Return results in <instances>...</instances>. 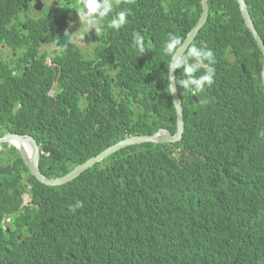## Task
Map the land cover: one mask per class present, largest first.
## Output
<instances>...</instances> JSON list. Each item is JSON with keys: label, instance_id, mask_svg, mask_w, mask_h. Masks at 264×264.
I'll use <instances>...</instances> for the list:
<instances>
[{"label": "trees", "instance_id": "trees-1", "mask_svg": "<svg viewBox=\"0 0 264 264\" xmlns=\"http://www.w3.org/2000/svg\"><path fill=\"white\" fill-rule=\"evenodd\" d=\"M141 2L152 16L140 10L136 1L127 7V24L113 37L129 41L140 35L150 45L141 57L135 54L131 64L122 63L123 59L119 62L120 77L115 80L118 100L112 95L98 98L81 79L78 87L88 93L85 121L53 127L45 124L44 115L41 118L34 106L20 110L28 116L13 123L12 130L26 126L23 131L32 130L44 150L51 135H60L65 142L85 138L82 158H73L71 146L65 143L60 158L64 166H59L58 174L46 176L64 175L126 136L151 135L159 126L170 128L168 123L174 132L175 110L168 86L171 55L165 54L172 29L163 20L166 15L160 0ZM181 3L200 14V0ZM23 4L27 5V0H0V41ZM218 6V0H210L208 48L196 44L201 52H213V83L193 95L180 86L188 77L183 66L178 68L176 81L185 132L181 142L163 146L165 152L173 153L171 156L149 166L142 196L135 201L128 190L139 169L152 159V151L146 154L136 147L111 155L63 186L50 188L35 182L39 207L21 211L18 219L24 221L9 226V233L0 228V264H264L262 55L244 29L232 30L221 41V29L227 22L212 19ZM248 8L264 41V0H250ZM229 22L243 26L240 16ZM53 23L56 26V20ZM33 24L50 33L51 21ZM35 33L27 43L29 48L44 37L41 30ZM120 45L124 49L126 41ZM31 60L26 52L0 50L1 109L12 104V99L18 102L27 98L24 95L46 106L52 78L34 69L33 63L26 75L16 74L21 62ZM188 63L194 64L195 59H188ZM202 74L203 69L194 76ZM132 98L139 105L137 110L132 109ZM75 109L77 103L72 105ZM153 113V118H144ZM7 120L0 111V128ZM46 154L53 156L50 150ZM65 157L70 159L68 164L63 162ZM45 161L48 165L52 162L47 157ZM39 166H45L43 156ZM6 209L14 212L11 207Z\"/></svg>", "mask_w": 264, "mask_h": 264}, {"label": "clouds", "instance_id": "clouds-1", "mask_svg": "<svg viewBox=\"0 0 264 264\" xmlns=\"http://www.w3.org/2000/svg\"><path fill=\"white\" fill-rule=\"evenodd\" d=\"M136 1H137L138 8L140 10H142L144 13L148 15H151L149 11L147 10V8L142 4L141 0H75L73 7L77 10V16L79 20L84 25H86L89 28V30L90 29L99 30L100 22L104 21L103 18L109 16L110 14L111 21L108 27L114 28L116 29V31H118L128 22L129 11L127 10V7L129 5L134 4ZM27 2H28L27 5L23 4V6L21 7L22 11L14 17V20L7 24L6 27L9 28L8 33L6 34V37L0 41V50L5 51L6 53L14 51L17 54L26 52L29 54V56L40 59L39 60L40 62L45 61V60L49 62H53L54 59L59 58L60 56H58L53 51V49L52 50L49 49L48 44H52L54 42L55 43L54 48L58 51H61L62 46L56 47V43L60 41L63 37H68L70 41L69 34L71 33V29L70 27H68L66 29L67 34H63L62 36H53L54 40H51L53 37L51 39L49 38L45 39L44 37H40L38 44L36 43V41H34V47L29 48V45L27 43L29 39L32 38L36 33L28 37L27 29L29 26L27 25L29 24V25L37 26V25H34L33 22L38 21V20H33L30 18L23 19L22 13L27 12V9L32 8V3H34L33 5L34 10L39 11L40 9L43 8V5H42L43 3L41 2V0H27ZM249 2L250 0H218L219 6L214 11V15L212 19L213 20L219 19L222 22H227L221 29V41H223L230 34L232 30L234 29L243 30L244 29L249 33L252 40L256 43L259 51L261 52L257 42L255 41V36L247 28V24L242 15L243 14L242 9H246L247 13L250 15V11L248 8ZM160 4H161V7L163 6V11L166 15V18H164L163 20L165 24L170 29H172L170 31V34L172 35L170 36V41L167 42L165 46V54L171 55L170 60H169V66H168V77H169V67H171L170 63L172 62L175 54L186 43L187 46L184 52L182 53L180 59L177 60V63L175 65L176 67V70H175L176 90L178 89V85L176 81V72L179 67L183 66L184 74L188 78L181 80L180 86L183 89H186L192 92L193 95H195V93L203 91L206 85H211L213 83V77L215 73V69L214 67H212V65L215 64V59H214L212 50L209 49L207 51L201 52L200 50L197 49V46H196V44H199L198 47L208 48L206 46V40L210 38V33H209V19H210V14H211L210 0H207L206 15H202L201 0H200V14L195 13L193 7L186 8V9L183 8L181 0H160ZM239 16L243 22L244 27L234 22H229L231 18L239 17ZM250 18H251V15H250ZM161 20H162V17H161ZM72 22H74V17L72 18ZM21 25L25 26L26 29L25 30L21 29L20 27ZM36 30H41V29L37 28ZM20 32L23 34L22 36L19 35ZM254 32L260 37L262 43H264L263 39L258 34L255 28V25H254ZM124 40L126 41V47L124 49H122L121 47L120 55L118 56V59L116 60L118 61L117 65H118L119 72H120L119 62L122 59L125 58L126 61H129L131 64V58L134 57L135 54H137L138 57H141L142 56L141 54L145 52L146 50H148L150 46L149 44L146 45L145 38L140 35H136L129 41L126 39ZM69 41L66 45L69 44ZM14 46H16L17 49L11 50L10 48ZM117 52L119 53V49L117 50ZM123 52H126V54H124ZM261 55H262V67L260 70V80H261V85L264 89V86L262 84V78H261V73H262L263 64H264V56L262 52H261ZM11 56L15 57V54L12 53ZM190 58L195 59L194 64L188 63V59ZM205 61H207V65L205 64ZM58 63L59 65L62 66V72L75 71V67L69 62L66 56L62 57V60H59ZM36 68H37V65L35 64L34 69ZM201 69H203V74L198 77L194 76V74L200 71ZM51 70L52 69H50L49 71ZM77 70L80 71L79 68H77ZM85 80H86V83L88 84L89 83L87 82L88 79L85 78ZM116 86H117V83L115 82V87ZM168 86H169V80H168ZM47 93L48 91L46 92L47 101H46L45 107L39 106L37 100L33 96L31 98L29 95H24V96H27V98L20 99L18 100V102L17 100L12 99L11 100L12 104H10L11 109L7 111L9 118L16 123L24 121L27 118L28 114H23L20 112V110L30 109L32 106L38 105L41 109L39 108H36V109L39 110L38 112L41 118L44 115L43 119L45 120V124H49L53 127L61 126L60 123H67L71 125L70 123L75 124L78 120L85 121V114L88 109L87 108V100H88L87 92L85 93V99L82 105L84 108L83 112L75 116L70 115V113H73V110H72V107H69L68 105L64 106L63 104H58V107L55 109L54 112L52 111L50 112L48 109H46V107L49 106L51 99L54 98L53 96L48 98ZM118 93H119V90L117 89V95L116 96L112 95L115 100H118ZM177 94H178V90H177ZM61 96L63 97V99H67V98L72 99L74 98L73 96L78 97L79 95L77 93L69 94L66 92L65 95H61ZM178 98H179V95H178ZM192 98L196 102L195 97L192 96ZM92 101L95 102L94 97L92 98ZM180 101L182 105V100L180 99ZM132 102L134 104V107L132 109L137 110V107L139 105L136 106V102L134 98H132ZM96 106H100V104L97 103ZM182 111H183L184 130H183L181 138L178 141L171 142V143L142 142V143L133 144V145L123 148V149H127L130 147H136L138 151L144 152L146 154L152 151V154L150 155L152 156V159H150L142 168L139 169V173L133 178L132 185L130 189L128 190L129 194L134 198L135 201L138 198H140L143 194L144 179L147 175V170L149 166L156 163L161 158H164L165 156H171L173 154L170 151L165 152L167 145L175 144V143L182 141L183 135L185 132V116H184L183 106H182ZM141 112L143 111L141 110ZM1 113H4V112H1ZM154 116H156L155 113L144 116V118L151 119ZM140 117H141L140 115L137 116V118H140ZM64 119L66 121H64ZM168 124L170 128L166 126H163V127L159 126L158 129L153 134L151 135L146 134V135L152 136L157 133H160L162 137L161 132L163 130H167L170 136H174L175 131H176V118H175V129L173 133L171 132L172 130L171 123H168ZM25 127L26 126H20L19 128L12 130V126H10L8 127L7 130L3 131L2 135H0V138H3L2 141L0 142V169H4V168L9 169V173L3 172L2 174H0V190L2 191L0 192V228L1 227L6 228V233L10 232L9 226H13L16 222L24 221V220L18 219V216L21 211H23L24 209L31 210L33 208L39 207L36 204V199H35V195L38 190L36 183L50 187V188L63 186V185H59V186L45 185L43 183H40L34 176L30 174L25 158L27 160H28V157L31 158L32 150L29 144L25 141V139L22 138V136L32 138L35 141L36 145L38 146V149L40 152V157L38 159V171L40 175L42 176V178L44 179L50 180V179H56V178L62 177L66 175L67 173H69L71 170H73L75 167L84 163L83 162L75 166L72 165L73 167L70 166L72 167V169H70L64 175L60 174V175H55L53 177L46 176L45 175L46 173L58 174L59 166H64L61 164L60 158L62 157L61 150L65 143L71 146L70 150H71V155L73 158H82L84 156L85 149H86L85 148V138H83L79 142H73V141L65 142V140L60 135L55 134V137L51 135L48 137L47 146H46V149L44 150L42 149V145L38 143V139L35 140L36 137L32 130L25 129V131H23ZM146 135H129V136H126L123 140H125L126 138L134 137V136H146ZM121 141H118L117 143ZM117 143H114L110 146H113ZM76 144H81V150L73 151V148L76 147ZM158 145H162V147ZM163 146H166V147H163ZM5 149H7L8 151H11L10 156H7V157L3 156V151ZM48 150L53 152L52 157H51V154H46ZM162 154H163V157H162ZM42 156L44 157V164H45L43 169H41L39 166V162ZM45 157L50 158L52 160L51 164L49 165L46 164ZM105 159H103L102 161L96 164L102 163ZM63 162L65 164H68L70 162V159L68 157H65L63 159ZM55 166L57 167V170L53 169V167ZM80 175L78 177H80ZM30 177L34 178L35 180L31 179ZM6 178H12V179L7 181ZM24 178H26L25 181L23 180ZM113 182H114V179L110 181L109 185L112 184ZM79 206H80L79 204L76 205V207H79ZM6 207H11L14 210V212H10V213L7 212ZM17 237L20 239L21 234H19Z\"/></svg>", "mask_w": 264, "mask_h": 264}, {"label": "flooded vegetation", "instance_id": "flooded-vegetation-1", "mask_svg": "<svg viewBox=\"0 0 264 264\" xmlns=\"http://www.w3.org/2000/svg\"><path fill=\"white\" fill-rule=\"evenodd\" d=\"M43 3V8L39 11L34 10L32 3V8L27 9V12L22 13L23 19H33V20H46L51 21L48 30L50 33H46L43 27L29 25L28 27V37L32 36L36 29L39 28L44 33V38H49L52 36H62L66 33V29L70 27L71 33L70 41L68 45L62 46V50L58 51L54 48V42L48 44L49 49L60 56L54 59L53 62L47 60L40 62L38 58H33L29 62H21L16 72L19 76L26 75L27 68H31V64H36L37 68L46 72V77L52 78V82L49 85L48 98L53 96L49 106L46 107L50 112H54L58 107V104L68 105L72 107L75 103L83 105L85 99V93L79 89L78 82L84 79V85L89 82V86L94 95L99 97L117 95V89L115 87V80L120 76L118 71V65L116 61L120 55L121 45L120 42L124 40L116 39L114 33L116 29L109 28L108 25L111 21V16L103 18L104 21L100 22L99 30L90 29L84 25L77 16V10L73 7L75 0H41ZM74 17V22L72 18ZM56 20V26H54L53 21ZM21 29L25 30L26 27L21 25ZM20 36L23 34L20 32ZM44 41V39H43ZM42 42V40H41ZM56 42V41H55ZM119 49V53L117 50ZM126 54V52H123ZM67 57L69 62L75 67V71L62 72V66L59 65L58 61L62 60V57ZM124 58L122 62H125ZM79 68L80 71L77 70ZM52 69L51 71H49ZM49 71V72H48ZM46 78V79H47ZM38 87V85H34ZM77 93L79 96H73L72 99H63L61 95L65 93ZM98 98H94L98 101ZM85 103V102H84ZM99 103V101H98ZM100 104V103H99ZM35 105V104H34ZM38 106V105H37ZM36 105L34 108H39ZM11 109L10 104H7L4 109L0 108L1 112L8 117V120L1 125L0 131H5L8 127L12 126L13 123L7 111ZM39 111L38 109H36ZM35 138V137H34ZM36 140V138H35ZM11 155V151L5 149L3 151V156L7 157ZM24 181L26 178L23 179Z\"/></svg>", "mask_w": 264, "mask_h": 264}, {"label": "water", "instance_id": "water-1", "mask_svg": "<svg viewBox=\"0 0 264 264\" xmlns=\"http://www.w3.org/2000/svg\"><path fill=\"white\" fill-rule=\"evenodd\" d=\"M39 8V7H38ZM201 9H202V15H206L207 13V0H201ZM242 15L245 19V22L247 24V28L253 33L255 36V41L257 42L261 52L263 53L264 56V43H262L260 37L254 32V24L250 18V15L247 13L246 9H242ZM69 39L68 37H63L60 41L56 43V47L64 46L68 43ZM187 44L185 43L182 48L179 49V51L175 54L172 62L170 63L171 67H169V90L171 94V99L173 102L174 110H175V118H176V131L174 136H170L167 130H163L162 137L160 133H157L152 136H134L130 138H126L125 140L108 147L104 151L100 152L98 155L95 157L89 159L88 161L84 162L83 164L75 167L73 170H71L69 173L66 175L56 178V179H44L40 175L38 171V159L40 157V152L38 149V146L36 145L35 141L30 138V137H24L22 138L25 139V141L29 144L32 150L31 158L28 157V160L25 158L26 163L28 165V169L30 171V174L34 176L40 183H43L48 186H59V185H64L66 183L71 182L75 178H77L80 174H82L85 170L89 169L96 163L102 161L103 159L107 158L111 154L128 147L133 144H138L142 142H154V143H171L178 141L183 133L184 130V125H183V111H182V105L181 101L178 98L177 90H176V82H175V70H176V63L177 60L180 59L182 53L184 52ZM261 78H262V84L264 86V64H263V69L261 73ZM6 137V136H5ZM4 137V138H5ZM21 138V137H20ZM3 138H0V142L2 141ZM23 155V154H22ZM3 172L9 173L8 168L0 169V174Z\"/></svg>", "mask_w": 264, "mask_h": 264}, {"label": "rangeland", "instance_id": "rangeland-1", "mask_svg": "<svg viewBox=\"0 0 264 264\" xmlns=\"http://www.w3.org/2000/svg\"><path fill=\"white\" fill-rule=\"evenodd\" d=\"M83 106L81 107V105H79V103H78V105H77V109H75L74 111H73V113H70V115H72V116H75V115H77V114H80V113H82L83 112ZM76 150H81V147H74L73 148V151H76ZM82 152V151H81Z\"/></svg>", "mask_w": 264, "mask_h": 264}]
</instances>
